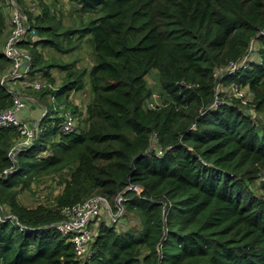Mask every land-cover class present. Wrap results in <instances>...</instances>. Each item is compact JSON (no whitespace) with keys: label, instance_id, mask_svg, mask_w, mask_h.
Returning a JSON list of instances; mask_svg holds the SVG:
<instances>
[{"label":"trees","instance_id":"obj_1","mask_svg":"<svg viewBox=\"0 0 264 264\" xmlns=\"http://www.w3.org/2000/svg\"><path fill=\"white\" fill-rule=\"evenodd\" d=\"M16 9L30 63L11 77ZM262 31L264 0H0V110L20 97L46 112L27 145L17 127L0 129V264H264ZM85 89L80 107L72 95ZM46 178L59 191L23 203ZM94 195L113 213L121 195L122 212L99 218L79 258L53 224Z\"/></svg>","mask_w":264,"mask_h":264},{"label":"built area","instance_id":"obj_2","mask_svg":"<svg viewBox=\"0 0 264 264\" xmlns=\"http://www.w3.org/2000/svg\"><path fill=\"white\" fill-rule=\"evenodd\" d=\"M26 17L19 10H15L13 21L15 27L11 34L8 36L4 44V54L14 61V69L11 77H19L25 73L29 67L30 56L27 52L21 51L17 47V41L22 35L26 33L29 26L25 23ZM33 33L34 30H31ZM264 32V31H262ZM245 58L240 62H231L228 67L222 68V72H232L236 68L242 66ZM33 86L39 88L41 86L39 81H34ZM236 95L238 97L246 98L242 91H239L234 87ZM160 97L159 93H153L152 98L148 100V107H155L158 103ZM245 101V99H244ZM27 107V103L20 97L15 98L14 106L0 110V129L9 126H15L24 135V139L21 143L28 144L33 138L36 123L30 125L27 121L22 120L18 117V112ZM66 120L63 125L64 131H71L74 127V121L70 111H66ZM161 149L158 153H161ZM15 152H11L10 155L13 157ZM262 180H264V174L262 175ZM136 188L135 186H130ZM122 197L118 196L117 202L119 210L116 213H111V207L102 195H94L87 197L83 201L68 205L63 208L64 218L53 224V227L57 229L61 234L69 237L74 245L75 254L79 258H84L89 250V245L94 237L95 229L97 227L98 220L104 209L109 212L110 219L113 221L122 212V207L120 206V201Z\"/></svg>","mask_w":264,"mask_h":264},{"label":"rangeland","instance_id":"obj_3","mask_svg":"<svg viewBox=\"0 0 264 264\" xmlns=\"http://www.w3.org/2000/svg\"><path fill=\"white\" fill-rule=\"evenodd\" d=\"M6 9H7L6 13L10 19V13L12 10L9 7H7ZM87 45H85L83 47V51H82L83 55H85L87 53V49L89 47ZM257 46H258V43L256 42L254 44L255 49H257ZM88 51H89V49H88ZM255 53H256V50L254 52V59L258 60V55ZM53 74H54L55 79H56L55 84H58L61 81V77H62L63 73L60 71V69L56 68V69H53ZM25 76L29 77L27 75H25ZM146 78L148 81V85L153 89V92L159 93L160 87H159L157 70L156 69L150 70L149 73L146 75ZM87 79H88V76L86 75V80ZM30 80H31V78H30ZM27 82H30V81H28V78L25 81H21L20 84L17 85V87H18L17 89H19L20 91L21 90L27 91L26 88L24 87V86H26ZM90 95H91L90 91L88 92V90L85 89L83 91L74 92L72 97H73L74 101L80 105V107H84L86 102L90 98ZM246 99L247 100L249 99L248 95H246ZM30 102H33V101H30ZM158 102H160L159 99H158ZM34 108L36 109L35 117L29 118L27 120L25 119V121H27V123L30 125H33V123L37 122L36 121L37 119H41L46 115V112H44L42 106H38V105L34 104ZM257 186H259V185H257ZM59 189H60V186L57 185V183L54 179L46 178V180L41 182L40 184H34L33 188L31 190L23 191L20 194V198H21L22 202L27 204V205H36L38 202H44V201L51 199L53 197V195H55L59 191ZM258 193H260V191H258ZM111 213H112V211H111ZM100 217L101 218L108 217L110 219L109 212L106 209H104L102 211Z\"/></svg>","mask_w":264,"mask_h":264},{"label":"crops","instance_id":"obj_4","mask_svg":"<svg viewBox=\"0 0 264 264\" xmlns=\"http://www.w3.org/2000/svg\"><path fill=\"white\" fill-rule=\"evenodd\" d=\"M29 100L34 101L32 98H30ZM26 103H27V107L18 112V117L22 120L33 118L36 115V109L34 108V105L31 102H26Z\"/></svg>","mask_w":264,"mask_h":264},{"label":"water","instance_id":"obj_5","mask_svg":"<svg viewBox=\"0 0 264 264\" xmlns=\"http://www.w3.org/2000/svg\"><path fill=\"white\" fill-rule=\"evenodd\" d=\"M19 10H20V9H19ZM16 158H17V155H16V153H14L12 159L15 160Z\"/></svg>","mask_w":264,"mask_h":264}]
</instances>
